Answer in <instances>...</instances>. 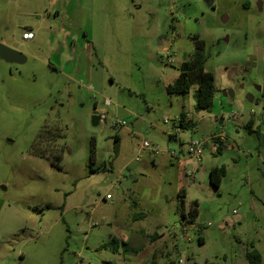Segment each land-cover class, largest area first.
Instances as JSON below:
<instances>
[{
    "label": "rangeland",
    "instance_id": "374dc122",
    "mask_svg": "<svg viewBox=\"0 0 264 264\" xmlns=\"http://www.w3.org/2000/svg\"><path fill=\"white\" fill-rule=\"evenodd\" d=\"M45 2L0 0V44L26 57L0 60V264H248L251 243L264 264V0H93L90 77L72 80L38 61L46 20L40 42L18 45L44 18ZM195 37L214 78L209 113L195 111V85L166 92ZM94 105L106 126L91 125ZM181 114L189 127L177 132ZM43 126L60 130L59 169L42 149L31 153ZM218 135L219 150L210 141ZM197 140L205 143L199 159L187 154ZM144 141L159 154L141 150ZM212 167L225 170L218 188L209 184ZM195 202L198 216L183 236L181 215ZM123 225L178 238L152 255L141 234L132 253Z\"/></svg>",
    "mask_w": 264,
    "mask_h": 264
},
{
    "label": "crops",
    "instance_id": "0c3cea01",
    "mask_svg": "<svg viewBox=\"0 0 264 264\" xmlns=\"http://www.w3.org/2000/svg\"><path fill=\"white\" fill-rule=\"evenodd\" d=\"M45 3L44 18H42V16H37L35 18L32 25L34 26L33 30L30 28V35L28 38H22L21 41L18 42L19 47H23V45L28 46L29 43H31L30 45H36V42H40L39 32L41 31L42 23L46 20V58L38 61L44 62L49 68L52 67L51 69L57 71L68 80L74 79L76 74H81L82 72L85 78H89L91 63L90 56L87 54L89 53V48L93 47H89L91 41L89 40L88 32L92 33V28L91 21L86 19L90 18L87 16L86 11L92 9L93 0H46ZM2 44L13 50H19L18 47L10 46L5 41L2 42ZM23 53L25 54V52ZM247 126L249 125L247 124ZM177 198L179 202H183L185 198L184 190L179 191ZM133 207L140 209L136 204ZM143 216L144 214L142 217ZM182 216L183 215H181V218L183 219ZM183 225H187L184 219L179 222L180 227ZM123 227L124 228L120 230L121 242L127 250L130 247L132 253L138 252L134 246V241L135 238H138L141 234H143L144 238L149 237V239L152 240L147 246V249H149L152 255L155 252L162 254V251L168 248L167 243H172V239L176 240L178 238L175 232H172L170 229L168 232H162L158 227H155L153 231L151 230V233H145L144 231L132 229L130 227L127 229L125 225H123ZM156 229L159 230V233ZM138 261L139 260L135 263L132 262V264H139ZM172 263L173 262H169V264ZM128 264H131V262H128Z\"/></svg>",
    "mask_w": 264,
    "mask_h": 264
},
{
    "label": "trees",
    "instance_id": "16d2710c",
    "mask_svg": "<svg viewBox=\"0 0 264 264\" xmlns=\"http://www.w3.org/2000/svg\"><path fill=\"white\" fill-rule=\"evenodd\" d=\"M207 60L204 54V43L195 37L194 39V50L192 56L180 65L178 77L171 84L167 85V93L175 94H187L192 85L196 86V90L193 93L194 109L196 112H211L213 107V97L215 92L214 78L210 72L205 71V62ZM93 110H96L94 105ZM185 119L184 114H181V120ZM251 123V122H250ZM249 123V124H250ZM248 124V125H249ZM187 125L181 124V129L188 128ZM58 127L48 130L46 126L39 129L35 136L34 144L31 146V153L38 156L40 149L43 152L48 153L51 158V165L55 168H60V163L63 158V150L55 144V141L61 139V134ZM119 138H114V151L117 152ZM220 148V147H219ZM218 148V149H219ZM94 158L92 151L91 161ZM91 172V171H90ZM225 173L224 168L212 167L208 172L209 184L215 188H218L221 184V179ZM198 216L197 203L195 202L188 211L187 217L183 214V219L189 225L193 224L194 219ZM135 220L142 217V214H134ZM112 242H115L114 240ZM198 243L202 244V238H198ZM245 260L248 264H261V257L255 250L253 244H249V250L245 251ZM154 264V263H151ZM174 264V263H172Z\"/></svg>",
    "mask_w": 264,
    "mask_h": 264
},
{
    "label": "built area",
    "instance_id": "2783aa9c",
    "mask_svg": "<svg viewBox=\"0 0 264 264\" xmlns=\"http://www.w3.org/2000/svg\"><path fill=\"white\" fill-rule=\"evenodd\" d=\"M28 36L29 35L24 33L22 38L23 39H27ZM109 104H110L109 100H106L104 102L105 106H109ZM94 111L96 112V114L98 116V124L106 126V112H105V110L104 109H100V110H94ZM231 118L233 120H235V119H238V116L235 115V114H232ZM163 123L165 125H169V120L168 119H164ZM181 124L187 125L188 121L186 119H184L182 121L181 118L180 119H176V123L174 124L175 131L178 132V130L181 129ZM111 126L112 127H116L117 124L113 123ZM210 141L213 143V145L216 148H219L220 145L224 142V137L222 135L213 136L210 139ZM204 144L205 143L203 141H200V140L191 141L190 143H188V152H187V154L189 156L195 158V159L201 158L202 153H203ZM140 148H141V150L148 151L151 155H158L159 154V151L155 147H153V145H151L149 142H146V141H144L142 143ZM106 199H110V197L107 196ZM233 214H235V212H233ZM185 224H187V223L185 222ZM188 225L189 224L181 226V231H182V235L183 236H185L187 234L188 228L191 227L190 225L189 226Z\"/></svg>",
    "mask_w": 264,
    "mask_h": 264
},
{
    "label": "water",
    "instance_id": "95a60500",
    "mask_svg": "<svg viewBox=\"0 0 264 264\" xmlns=\"http://www.w3.org/2000/svg\"><path fill=\"white\" fill-rule=\"evenodd\" d=\"M0 60L4 61L7 64L21 65L26 62V57L22 53L13 50L3 44H0ZM223 95L225 97L228 96L230 98H233L234 96L231 90L224 92ZM246 100L248 103L254 102L253 97L251 95H247ZM91 125L93 127H96L98 125V116L95 111L92 113L91 116Z\"/></svg>",
    "mask_w": 264,
    "mask_h": 264
}]
</instances>
